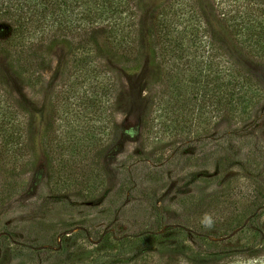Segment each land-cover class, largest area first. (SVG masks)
<instances>
[{
    "label": "rangeland",
    "instance_id": "374dc122",
    "mask_svg": "<svg viewBox=\"0 0 264 264\" xmlns=\"http://www.w3.org/2000/svg\"><path fill=\"white\" fill-rule=\"evenodd\" d=\"M239 3L245 7L248 1ZM64 62L57 52L36 87L5 73L14 97L36 116L37 133L60 101L56 97L69 92ZM247 66L263 92L247 112L262 113L251 129L221 138L218 134L230 127L215 124L219 113L213 106L197 110L192 100H180L174 114L170 100H162L164 110L153 113L147 99L158 87L149 85L145 65L136 73H117L123 95L112 100L113 121L107 128H99L106 110L84 117L77 106L66 109L61 100L56 132L62 138L70 134L82 146L64 153L69 161L62 179L51 178L52 168L40 152L36 166L15 178L13 194L0 201V264H227L216 252L230 246V228H210L209 236L198 239L203 233L197 222L227 214L234 204L242 207L243 194L257 183L264 186V64ZM107 75L97 76L95 85ZM149 107L155 119L146 134L141 117ZM76 112L80 116L72 118ZM161 118L171 125L167 134L159 130ZM177 124L181 132L171 134ZM87 128L98 142L94 146L83 141ZM205 132L215 139L197 141ZM178 143L186 147L169 159ZM127 178L134 180L129 195L115 200L114 191Z\"/></svg>",
    "mask_w": 264,
    "mask_h": 264
},
{
    "label": "trees",
    "instance_id": "16d2710c",
    "mask_svg": "<svg viewBox=\"0 0 264 264\" xmlns=\"http://www.w3.org/2000/svg\"><path fill=\"white\" fill-rule=\"evenodd\" d=\"M247 1L244 7L239 0H0V201L13 194L15 178L24 169L36 166L39 152L52 168L51 178L62 179L69 161L64 153L82 146L70 140V134L62 138L56 132L61 100L66 109L77 106L84 117L106 110L99 128H107L113 121L112 100L123 95L117 73H136L144 65L149 85L158 87L147 99L153 113L164 110L162 100H170L167 105L174 114L180 100H192L197 110L213 106L219 113L215 124L231 128L218 138L251 129L262 112L253 116L247 109H255L251 102L261 100L263 92L247 65L264 64V1ZM57 52L66 58L62 67L69 92L56 95L60 101L37 133L36 116L14 97L5 73L36 87ZM103 73L108 77L96 86V77ZM154 119L147 108L141 117L146 134L152 131ZM161 119L159 130L167 134L171 125ZM178 126H172L171 134L179 135ZM88 129L83 141L94 146L98 142ZM196 139L207 142L215 136L205 132ZM185 147L176 144L168 158ZM133 182L131 178L121 182L113 193L115 200L128 196ZM241 197L242 207L234 204L227 214L204 216L203 222H197L199 234L203 233L198 239L209 236L210 228H230V246L216 255L227 264H264V186L257 183Z\"/></svg>",
    "mask_w": 264,
    "mask_h": 264
}]
</instances>
